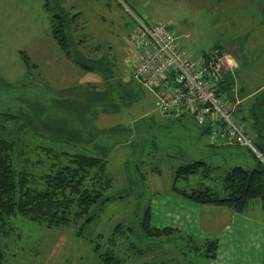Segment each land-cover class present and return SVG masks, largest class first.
I'll return each instance as SVG.
<instances>
[{
  "label": "rangeland",
  "instance_id": "rangeland-1",
  "mask_svg": "<svg viewBox=\"0 0 264 264\" xmlns=\"http://www.w3.org/2000/svg\"><path fill=\"white\" fill-rule=\"evenodd\" d=\"M57 1L64 11L79 13L71 46L78 64L65 56L52 37L51 15L58 9ZM258 2L149 0L147 7L135 13L148 24L166 23L178 36V45L196 60L214 50L236 58L240 67L223 72L219 93L225 97L231 119L245 123L246 137L254 145L256 125L264 133V24L251 32L252 22L247 25L239 11L245 7L258 16L260 24L264 15L257 9ZM110 5L105 0H0V113L15 115L17 126L27 136L43 134L42 142L54 151L79 147L105 152L111 185L104 197H116L97 206L94 219L86 224L46 227L18 220L10 241L15 255L7 256L5 263L100 264L96 244L104 250L114 226L122 224V236L115 240L121 264L163 259L173 264H217L208 262L203 252L194 253L193 242L187 246V240L176 233L146 237L140 227L143 211L148 206L153 213L190 209L180 201L185 198L170 190L173 172L181 164L202 160L220 169L203 167L187 181L178 180L177 186L208 185L220 190L223 170L234 165L252 168L257 156L241 144L212 148L203 128L190 116L172 118L160 113L153 92L131 77L130 34L135 24L130 10L125 5L121 9L115 0ZM229 7L236 16H231ZM85 22L86 31L80 28ZM80 35L87 36L86 46H80ZM98 42L109 47L97 53L93 48ZM52 123L56 128H49ZM49 160L46 153L33 150L29 165L35 173V166ZM253 202L259 204L257 199ZM251 212L261 210L257 207ZM259 251L258 263L264 264V253Z\"/></svg>",
  "mask_w": 264,
  "mask_h": 264
},
{
  "label": "trees",
  "instance_id": "trees-1",
  "mask_svg": "<svg viewBox=\"0 0 264 264\" xmlns=\"http://www.w3.org/2000/svg\"><path fill=\"white\" fill-rule=\"evenodd\" d=\"M105 1L106 5L109 6L110 0ZM115 2L121 9L125 5L132 13H136L127 0H115ZM259 2L257 9L264 15V9L261 6L264 4V0H259ZM56 4L58 9L51 15L52 37L65 56L78 64L79 59H73L71 46L74 32L77 33L78 31L77 25L74 23L79 13L64 11L58 1ZM44 5L47 9L50 8L48 1ZM110 9H112L111 5ZM239 12L247 25L252 22L251 32L255 26H263L264 20L259 17L262 23L258 24V18H256L258 16L249 13L245 7ZM123 17H125L124 14ZM80 28L86 31L88 29L87 22L82 24ZM250 31L246 30L248 37ZM86 37V35H80L78 38L80 46H86L84 45ZM96 38L98 37L96 36ZM243 43L246 45L247 41L243 40ZM108 47L98 42L93 50L98 53L100 48L106 49ZM79 52L81 54L80 49ZM234 59L237 66L231 71L240 67L235 57ZM108 63L110 62L108 61ZM83 67L94 70L92 67ZM261 87L264 88V84ZM168 116L174 118L171 115ZM14 117L13 114L0 113V264H6L7 256L15 255L13 249L15 246H11L10 241H13L12 232L18 228V220L29 221L46 227L68 225L77 221L86 224L94 219V211L97 206L116 198L104 197L111 185L110 177L106 174L107 154L105 152L92 153L79 147L76 150L68 148L64 151H54L48 147V143L44 145L42 142L43 134L38 137L32 134L27 136L24 131H20ZM54 126V123L49 124V128ZM256 126L258 131L254 133V138L257 142L253 145L264 159V133L261 131L263 127ZM49 141L53 140L49 139ZM27 145H30L32 149L25 148ZM33 150L46 153L47 158L50 159L45 165L38 164L35 166V173L29 165ZM203 167L212 170L220 169L217 164L212 165L210 162L202 160L181 164L173 172L174 179L170 184V190L196 204L223 206L241 214L251 211L256 205L253 200L257 199L259 208L264 214V161L260 157L257 156V161L252 168L234 165L223 170L220 190L208 185L191 189L177 186L178 180L187 181L190 175L197 173ZM38 171L45 172L39 173ZM140 227L142 233L149 238H162L169 234H178L187 240V246L189 242H193L191 248L194 253L203 252L202 254L208 262L217 256L218 239L216 237L203 238L197 241L192 235L180 232L176 227L153 225L149 206L143 211ZM122 231H124L123 225L116 224L108 238L107 247L101 250L99 244H96L94 249L100 264H121L122 258L118 254L115 240L116 237L122 236L119 233ZM10 246L11 250L8 251ZM130 247H134L131 242ZM136 252L143 253V250L137 249ZM147 264H173V262L163 259L156 263Z\"/></svg>",
  "mask_w": 264,
  "mask_h": 264
},
{
  "label": "built area",
  "instance_id": "built-area-1",
  "mask_svg": "<svg viewBox=\"0 0 264 264\" xmlns=\"http://www.w3.org/2000/svg\"><path fill=\"white\" fill-rule=\"evenodd\" d=\"M129 13L135 24L130 34L131 77L153 92L160 113L174 118L188 115L206 130L212 146L245 145L262 159L246 137L245 123L231 119L225 97L218 92L223 72L237 66L234 57L214 50L196 60L178 45V36L166 23L148 24Z\"/></svg>",
  "mask_w": 264,
  "mask_h": 264
},
{
  "label": "crops",
  "instance_id": "crops-1",
  "mask_svg": "<svg viewBox=\"0 0 264 264\" xmlns=\"http://www.w3.org/2000/svg\"><path fill=\"white\" fill-rule=\"evenodd\" d=\"M127 1L131 3L135 12L147 7L149 2V0ZM261 6L264 9V4ZM230 10L231 16L237 15L232 12L233 9L230 8ZM108 61L110 62V58ZM123 61L122 63H125ZM201 131L206 133L203 129ZM209 145L215 148L210 143ZM225 145L227 144L219 147ZM180 201L190 209L186 212L167 209L163 212L157 210L153 213L151 208L152 224L160 227L173 226L181 232L200 237V239L216 237L218 253L212 261H217V264H259L257 260L260 254L259 250L261 249L264 253V214L262 211L257 213L247 211L241 214L223 206L196 204L186 199ZM202 205L205 208H201ZM257 207H259L258 204L254 205V208Z\"/></svg>",
  "mask_w": 264,
  "mask_h": 264
},
{
  "label": "water",
  "instance_id": "water-1",
  "mask_svg": "<svg viewBox=\"0 0 264 264\" xmlns=\"http://www.w3.org/2000/svg\"><path fill=\"white\" fill-rule=\"evenodd\" d=\"M261 160H262V161H264V159H263V158H262Z\"/></svg>",
  "mask_w": 264,
  "mask_h": 264
}]
</instances>
